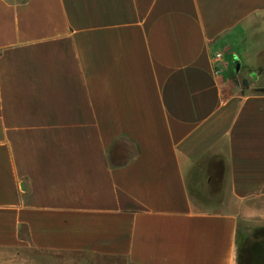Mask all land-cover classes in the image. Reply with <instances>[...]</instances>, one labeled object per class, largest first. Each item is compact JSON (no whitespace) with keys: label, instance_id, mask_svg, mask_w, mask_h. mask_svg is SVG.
<instances>
[{"label":"crops","instance_id":"obj_1","mask_svg":"<svg viewBox=\"0 0 264 264\" xmlns=\"http://www.w3.org/2000/svg\"><path fill=\"white\" fill-rule=\"evenodd\" d=\"M252 76L264 0H0V264H263Z\"/></svg>","mask_w":264,"mask_h":264},{"label":"rangeland","instance_id":"obj_2","mask_svg":"<svg viewBox=\"0 0 264 264\" xmlns=\"http://www.w3.org/2000/svg\"><path fill=\"white\" fill-rule=\"evenodd\" d=\"M233 62H234V60L231 59V65H234ZM233 72H234V69H233ZM249 83H255L256 84V87H254L253 89L249 90V92H251V93H259V92L264 91L263 84L258 81V77L250 78ZM222 149H223V152L225 154V150H224L223 147H222ZM211 195L214 196L215 194L212 193ZM213 198H210L211 202L213 204L212 205H207L206 209H211V210H216V211H235V203H234V201H233V199L231 197L228 184L227 185H223V190L221 191L220 195H217V196H215ZM259 205L261 207H264V201L261 204H259ZM251 236L254 239H256V240L261 241V243H262L264 241V227H256V228H254L252 230V232H251ZM261 260L264 262V257L261 258ZM115 264H124V263L115 262Z\"/></svg>","mask_w":264,"mask_h":264},{"label":"built area","instance_id":"obj_3","mask_svg":"<svg viewBox=\"0 0 264 264\" xmlns=\"http://www.w3.org/2000/svg\"><path fill=\"white\" fill-rule=\"evenodd\" d=\"M222 54H220V53H218V54H216V56H215V62H221L222 61Z\"/></svg>","mask_w":264,"mask_h":264},{"label":"water","instance_id":"obj_4","mask_svg":"<svg viewBox=\"0 0 264 264\" xmlns=\"http://www.w3.org/2000/svg\"><path fill=\"white\" fill-rule=\"evenodd\" d=\"M235 70L237 71V72H239V70H240V64H239V61H237L236 60V62H235Z\"/></svg>","mask_w":264,"mask_h":264},{"label":"trees","instance_id":"obj_5","mask_svg":"<svg viewBox=\"0 0 264 264\" xmlns=\"http://www.w3.org/2000/svg\"><path fill=\"white\" fill-rule=\"evenodd\" d=\"M235 70V68H234ZM244 87L247 88L248 87V82L247 81H244ZM241 244L243 245L242 246V249H245V245L243 244V242L241 241Z\"/></svg>","mask_w":264,"mask_h":264}]
</instances>
